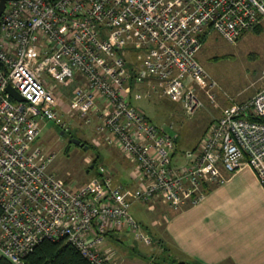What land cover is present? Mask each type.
<instances>
[{
    "label": "built area",
    "instance_id": "1",
    "mask_svg": "<svg viewBox=\"0 0 264 264\" xmlns=\"http://www.w3.org/2000/svg\"><path fill=\"white\" fill-rule=\"evenodd\" d=\"M263 20L264 0H8L0 15V256L25 264L43 239L63 240L89 264H109L98 246L110 231L151 242L134 202L157 199L178 211L242 166L264 189V87L225 106L177 163L176 135L131 99L144 86L195 113L203 103L190 84L205 75L196 58L204 38L215 32L233 43ZM74 80L64 110L131 164V189L103 165L76 189L50 170L55 154L38 142L42 125H69L49 81Z\"/></svg>",
    "mask_w": 264,
    "mask_h": 264
},
{
    "label": "rangeland",
    "instance_id": "2",
    "mask_svg": "<svg viewBox=\"0 0 264 264\" xmlns=\"http://www.w3.org/2000/svg\"><path fill=\"white\" fill-rule=\"evenodd\" d=\"M196 58L205 75L190 84L203 103L195 113L187 114L179 101L151 93L144 86H136L131 98L132 103L152 123L176 135L175 141L178 147H181L177 149L178 151L194 146L225 106L231 102L249 99L264 87V20L233 43L227 42L212 32L202 41ZM128 61L136 64L131 53L128 54ZM49 84L61 97L59 106L63 109L58 106L55 109L69 125L68 131L63 130L53 121H47L42 125L38 142L45 154H55L50 170L70 188L76 189L85 184L94 174V169L89 170L88 173L86 170L98 155L96 166L108 167L112 170L115 179H119L124 174L119 170L125 165L128 166L125 158L116 149L106 148L102 141H99L100 146L96 145L97 136L93 126L83 124L80 119L69 115L64 110L72 107L70 97L77 82L75 80L65 83L49 81ZM60 131L75 136L89 148L84 150L72 143L68 147V136L60 135ZM137 204L134 202L130 209L134 215L135 208L139 207ZM139 221L145 227L146 222ZM132 242L133 244L136 242L139 248L143 246L142 243L130 238L126 244L129 245Z\"/></svg>",
    "mask_w": 264,
    "mask_h": 264
},
{
    "label": "crops",
    "instance_id": "3",
    "mask_svg": "<svg viewBox=\"0 0 264 264\" xmlns=\"http://www.w3.org/2000/svg\"><path fill=\"white\" fill-rule=\"evenodd\" d=\"M95 141L100 146L97 138ZM177 149L181 147L176 143L172 153L175 163L181 157ZM125 161L128 166L119 170L124 174L116 180L131 189L132 166ZM137 203L136 216L131 213L151 242L145 244L127 231H110L98 246L109 255V264H161L159 260L163 259L199 264H264V189L248 166L240 167L225 182L209 188L201 201L181 210L172 211L157 199ZM139 220L146 222L145 227ZM129 238L143 246L137 247L136 242L127 245Z\"/></svg>",
    "mask_w": 264,
    "mask_h": 264
},
{
    "label": "trees",
    "instance_id": "4",
    "mask_svg": "<svg viewBox=\"0 0 264 264\" xmlns=\"http://www.w3.org/2000/svg\"><path fill=\"white\" fill-rule=\"evenodd\" d=\"M55 2L57 0H49ZM260 121L264 122V118H259ZM97 157L91 163L95 169V162L98 160ZM97 163V162H96ZM89 168V167H88ZM166 262V263H165ZM25 264H89L88 261L80 254V252L73 247L71 244L63 241H50L43 239L40 241L33 250L28 253L24 258ZM161 264H199L197 262L182 261L174 262L159 260ZM0 264H11V262L0 256Z\"/></svg>",
    "mask_w": 264,
    "mask_h": 264
},
{
    "label": "water",
    "instance_id": "5",
    "mask_svg": "<svg viewBox=\"0 0 264 264\" xmlns=\"http://www.w3.org/2000/svg\"><path fill=\"white\" fill-rule=\"evenodd\" d=\"M7 1L8 0H0V15L3 12V10H4ZM5 90L13 99H15L17 101L23 100V98L19 95V93L17 91H15L11 86L8 85ZM59 134L62 135V136H67V133H63L61 131H60ZM69 142L74 144V145H78V146L82 147L84 150H87L89 148L88 145L81 143L80 140L77 139V138H71L69 140ZM92 168H93V165L90 164V166L86 170V172H88Z\"/></svg>",
    "mask_w": 264,
    "mask_h": 264
},
{
    "label": "flooded vegetation",
    "instance_id": "6",
    "mask_svg": "<svg viewBox=\"0 0 264 264\" xmlns=\"http://www.w3.org/2000/svg\"><path fill=\"white\" fill-rule=\"evenodd\" d=\"M67 136H68V142H69V140L71 139V138H75V136H73V135H70V134H67ZM80 142L81 143H83L81 140H80ZM71 144H70V142L68 143V147L70 146ZM78 146V145H77Z\"/></svg>",
    "mask_w": 264,
    "mask_h": 264
}]
</instances>
